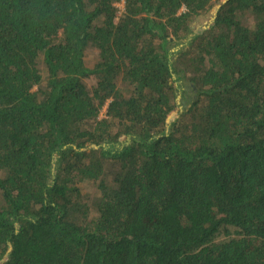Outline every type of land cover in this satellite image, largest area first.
Instances as JSON below:
<instances>
[{"label":"trees","instance_id":"obj_1","mask_svg":"<svg viewBox=\"0 0 264 264\" xmlns=\"http://www.w3.org/2000/svg\"><path fill=\"white\" fill-rule=\"evenodd\" d=\"M0 263L264 264V0H0Z\"/></svg>","mask_w":264,"mask_h":264},{"label":"rangeland","instance_id":"obj_2","mask_svg":"<svg viewBox=\"0 0 264 264\" xmlns=\"http://www.w3.org/2000/svg\"><path fill=\"white\" fill-rule=\"evenodd\" d=\"M120 8H123V5L120 4ZM218 9V6H215L210 12L209 18L205 19L203 23L200 24L199 30H205L208 28L209 24L213 21V18L215 16L216 10ZM194 36V35H193ZM192 36L189 37L188 39L182 40L180 43H173L170 44L169 48L171 51L176 52L180 48H187L189 46V42L192 40ZM175 79V84L177 86V96H176V105L173 113L171 114L170 118L168 119L167 124H165L162 129H160L163 132L170 133L171 132V127L173 122L183 113L191 104L192 100L194 99L193 92L190 89V85L187 84L184 80H177V76L174 77ZM106 113V108H104L102 112V117H105ZM161 133H159L160 135ZM119 145V144H118ZM111 147V146H110ZM89 149H96L100 150L101 147L94 145V146H89ZM104 148H109V145H104ZM84 193H93L95 191V188L91 185H86L84 188ZM1 264V263H0Z\"/></svg>","mask_w":264,"mask_h":264},{"label":"water","instance_id":"obj_3","mask_svg":"<svg viewBox=\"0 0 264 264\" xmlns=\"http://www.w3.org/2000/svg\"><path fill=\"white\" fill-rule=\"evenodd\" d=\"M12 249V246L10 245L9 251Z\"/></svg>","mask_w":264,"mask_h":264}]
</instances>
